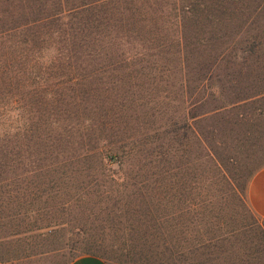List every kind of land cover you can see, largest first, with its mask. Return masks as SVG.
<instances>
[{
  "label": "trees",
  "instance_id": "obj_1",
  "mask_svg": "<svg viewBox=\"0 0 264 264\" xmlns=\"http://www.w3.org/2000/svg\"><path fill=\"white\" fill-rule=\"evenodd\" d=\"M176 1L173 18L180 31L176 46L182 45L187 69L179 68L184 75L177 80L184 124L178 126L176 111L171 110L160 114L164 123L156 128L137 121L139 132L130 135L126 129L119 133L112 118L99 124L83 122L79 114L69 112L65 100L82 75L78 69L83 66L78 64H98L83 75L97 83L94 77L123 74L129 64L142 65L140 73H146V64L151 63L150 73L163 77L177 71L178 67L165 68L169 55H175L170 54V44L154 46L155 40L144 45V40L150 41L146 34L156 31L142 16L144 8L152 12L149 0H0V248L44 229L32 219L43 218L46 205L52 206L56 198L87 190L84 197L105 205L106 216L94 235L108 238L111 246L143 264H226L232 252L239 251L242 258L250 250L259 251L246 243L238 247L247 227L231 219L220 223L205 202V190H193L196 182L200 187L203 182L187 173L188 162L181 157L189 131L200 150L198 160L203 152L214 158L216 146L210 144L221 141L224 133L240 131L250 141L255 131L260 134L256 139L264 143V77L254 76L248 61V55L263 45L264 32L247 31L255 23L253 14L262 10V0H186V6L185 0ZM202 16L212 18L214 28L223 25L220 29L230 32L216 29V34L207 32L206 39L204 31L184 36L191 30L190 21ZM136 23L146 34L137 32ZM195 46L203 48L198 55H206V63L195 60L190 49ZM237 68L245 69L244 74ZM60 77L65 81L55 82ZM87 92L94 95L98 90ZM114 164L116 171L111 170ZM262 168L246 172L245 191ZM96 169L104 176L102 183L93 175L83 185V172L90 178ZM234 182L239 185L233 179L232 192L237 189ZM104 184L126 190L125 202L117 194L105 202L106 194L88 191ZM240 203L244 204L242 197ZM92 239L86 242H101ZM234 255V264H241L239 254Z\"/></svg>",
  "mask_w": 264,
  "mask_h": 264
},
{
  "label": "rangeland",
  "instance_id": "obj_2",
  "mask_svg": "<svg viewBox=\"0 0 264 264\" xmlns=\"http://www.w3.org/2000/svg\"><path fill=\"white\" fill-rule=\"evenodd\" d=\"M175 2L177 1L149 0L147 6L152 7V12L146 13V9H142V16H146L148 24L152 26V29L156 28V38L154 37L155 34L151 35L144 33L143 30L146 29H140L139 26L142 25L141 23H136L134 27L139 30L137 31L138 33L146 34L145 38L150 40H144L145 46H150L155 40L154 46L163 44L162 47H166L167 44L171 45L172 53L170 54L175 53V55H169L166 61L169 65H165V68L178 67L177 71L175 73H166L163 77L157 72L150 73L152 69V66H150L151 63L146 64L147 72H145L147 74L140 73L143 70L138 66L142 65L130 66L129 64V66L127 65L122 68L124 76L123 74L118 75L119 73H111V75H109L106 72L105 74L94 77L98 79L97 83V81L93 79L89 81L85 80L83 75H85L87 69H94L99 65L91 64V66L87 67L78 64L79 66H83V68L80 67L78 69L79 72L81 71L82 75L78 78L77 84L73 87L74 92L70 93L71 97L65 100L68 103L67 109L70 113L79 114L80 118H83V122L88 119L96 124L103 123L112 118L113 122L118 123L116 128L119 133L122 129H126L132 131L129 133L130 135L139 132L136 124L137 121L138 124L156 128L157 125H162V123H164V120H160V114L171 112V110L176 111L174 117L178 126H183L184 122L181 120L183 112L181 101L183 97H178L180 94H177L179 86L177 80L184 75L182 72L178 73L179 68L185 71L187 69L183 64L184 53L181 48L182 45L176 46L179 44L180 31L178 23H176L175 18H173V12L175 13ZM187 3L188 2L185 0V6ZM259 4L262 10L260 14H253L252 21L255 19V23L248 26L249 29L247 28V31L264 32V0L261 2L259 1ZM158 17L159 20H157ZM137 19L138 17H136L134 21ZM190 24V32L184 34L186 37L195 36L193 33L194 31H204L205 35H203L202 38L206 39L210 37L206 34L207 32L216 34V29L221 30L220 28H225L223 25L220 28H214L212 25V18H206V16L190 21ZM221 31L230 32V29ZM44 46L48 47V44ZM190 49L194 51L193 56L197 58L195 60H197L198 63L207 62L208 57H206V55H204L206 59L199 56L202 55V47L195 46V48ZM231 51H235V47ZM236 54H238V52ZM248 56L249 64H253L251 67L253 69V75L257 76L261 74L263 78L264 43L259 51H256L255 55ZM152 61H154V59L150 62ZM160 64V61L157 62V65ZM194 66H196V64L191 65V67ZM74 67L76 66L74 65ZM108 68L111 71V67ZM129 69L131 73L128 74L127 72ZM236 70L240 71L238 68ZM244 71L245 69H241L240 73L244 74ZM64 81V77L55 78V82ZM89 84L92 85L90 88L98 90L94 95L87 92V89H90ZM49 85L52 86V81ZM171 85L175 87L171 88ZM175 96H177V98L174 100ZM164 97L166 99H164ZM178 98L179 104L177 105ZM167 105H172L173 107H168ZM154 116H157V118H154L155 121H153ZM209 123L210 121L207 122V124ZM191 124L193 123L191 122ZM237 132H239L238 135L235 133L231 135L224 133V138L221 141L217 140V144L211 142L210 145H213V148L216 146L214 152H212L214 158L211 156V159H208L204 156L206 152H203L201 155L202 159L198 160L200 150L195 143L194 134L189 131L187 132L189 136L187 145L185 149L181 148L183 151H186L184 156L181 157V160H187L186 162H188L187 168L190 170L187 173H195L198 179L203 182V187L197 185L196 182L193 190H205L203 191L205 202L207 205L211 206L220 223H224L226 219H231L237 226L244 225L247 227L246 231L248 233L240 236L239 241L242 243H238V247L245 243L247 246L249 245V247L253 245L259 247V251L254 249V251L252 250V253H250V250L248 253L243 254L242 258L240 257L241 253L237 251L241 259V264H264V237L262 235L264 231V220L260 219L249 210L246 203V191L244 187V176L246 172L256 169L259 166H264V143L258 138L256 139V136L260 135L258 132H252L253 134L251 135L252 138L250 141L244 139L240 131ZM111 170H117L115 164L112 165ZM99 171V169L92 171L93 173H90V178H86V173L83 172V185H86L88 180L93 178V175L95 176L94 180H98V182L102 183L104 176L102 178L98 176V174H100ZM202 172H205V174L203 173L201 175ZM233 179L238 180L239 184L237 185L234 182L237 186L235 192H232ZM104 185L105 186L95 187L93 190L88 191L95 192L98 190L100 193L106 194L107 196L103 195L105 202H107L108 197L114 200L115 194H117L119 198H124L122 202H125L126 190H116V187ZM60 191L61 193L73 192L75 194H80L78 191L74 190ZM86 191L87 190H83V194ZM83 194L72 197H58L52 206L51 203L46 205V212L42 213L43 218L32 219L36 220L37 227L43 226L44 229L40 231H31L25 235L19 236L10 246H1L0 257L5 262L3 264H68L73 258L85 253L95 254V256L102 259L106 264H143L142 261L136 260L137 257L128 258L122 250L111 246L108 238L94 235L95 232L93 231L101 227V221L106 216L105 213H103L105 212V205H97L94 201L96 200L95 197H91L93 200H89V198L84 197ZM241 197L244 204L240 203ZM88 201L90 202L88 203ZM93 206H95V208L92 209ZM48 226L51 227L46 228ZM95 237L101 242L98 241L96 244H88L86 242L88 239H95ZM237 253L232 252L230 255L228 254L229 256L226 257V264H234V254Z\"/></svg>",
  "mask_w": 264,
  "mask_h": 264
},
{
  "label": "crops",
  "instance_id": "obj_3",
  "mask_svg": "<svg viewBox=\"0 0 264 264\" xmlns=\"http://www.w3.org/2000/svg\"><path fill=\"white\" fill-rule=\"evenodd\" d=\"M247 205L260 219L264 220V168L251 178L246 191ZM69 264H106L95 256H80Z\"/></svg>",
  "mask_w": 264,
  "mask_h": 264
}]
</instances>
